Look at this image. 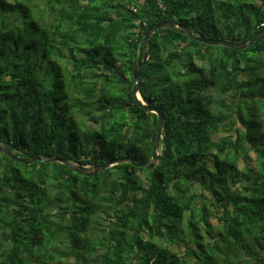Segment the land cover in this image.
<instances>
[{
    "label": "trees",
    "instance_id": "obj_1",
    "mask_svg": "<svg viewBox=\"0 0 264 264\" xmlns=\"http://www.w3.org/2000/svg\"><path fill=\"white\" fill-rule=\"evenodd\" d=\"M167 20L243 43L264 0H0V144L149 161L157 117L132 70ZM139 85L163 112L152 170L0 151V264H264V37L157 30Z\"/></svg>",
    "mask_w": 264,
    "mask_h": 264
},
{
    "label": "water",
    "instance_id": "obj_2",
    "mask_svg": "<svg viewBox=\"0 0 264 264\" xmlns=\"http://www.w3.org/2000/svg\"><path fill=\"white\" fill-rule=\"evenodd\" d=\"M161 29H171L175 32L182 33L186 36H188L191 39H194L200 43H204L207 45H222L225 47H229L235 50H243L246 47H249L252 43H254L257 40H260L264 37V29L256 33L254 36H252L248 41L243 42V43H231L227 41H222V40H217V39H209V38H204L203 36L200 35H193L191 30L186 27L184 24H180L171 20L164 21L162 23H158L153 27H150L146 34H145V44H146V50L143 52L141 61L136 64V66L132 70V77L134 81V85L132 88V96L134 101L137 103L138 106L141 108L147 110L148 112L154 113L157 117V124H156V136H155V141L153 144V149L151 153V158L149 161L146 162H138L133 160L132 158L125 157V158H119V159H113L110 160L102 165H95V166H87V165H82V164H77L73 163L70 161H67L62 158H51V159H44L39 155H35L32 157H20L19 155L13 153L10 149L3 147L0 144V151L5 153L9 158H11L14 161L21 162L25 165H29L30 163L34 161H58L62 164H66L69 166L73 171L86 175V176H93L99 171H103L111 166H114L116 164H119L121 162H128L136 167H147L150 170H152L156 164L157 161H159L163 155V151H160V153L157 151L159 147V142L161 139V132L164 131L165 126L163 124V112L162 109L159 107H154L152 105L146 104L141 97L139 96V79H140V71L142 66L146 63L148 56H149V51H150V38L154 32L157 30ZM139 48L137 50V54L139 53ZM163 142L165 140V136H162Z\"/></svg>",
    "mask_w": 264,
    "mask_h": 264
},
{
    "label": "rangeland",
    "instance_id": "obj_3",
    "mask_svg": "<svg viewBox=\"0 0 264 264\" xmlns=\"http://www.w3.org/2000/svg\"><path fill=\"white\" fill-rule=\"evenodd\" d=\"M223 133L222 132H219L218 136L219 135H222ZM158 151L160 153V145H159V148H158ZM240 167H242V165L240 164ZM212 224L215 225L216 224V221L215 220H211Z\"/></svg>",
    "mask_w": 264,
    "mask_h": 264
},
{
    "label": "clouds",
    "instance_id": "obj_4",
    "mask_svg": "<svg viewBox=\"0 0 264 264\" xmlns=\"http://www.w3.org/2000/svg\"><path fill=\"white\" fill-rule=\"evenodd\" d=\"M159 148V147H158ZM158 151V150H157ZM159 152V151H158Z\"/></svg>",
    "mask_w": 264,
    "mask_h": 264
},
{
    "label": "crops",
    "instance_id": "obj_5",
    "mask_svg": "<svg viewBox=\"0 0 264 264\" xmlns=\"http://www.w3.org/2000/svg\"><path fill=\"white\" fill-rule=\"evenodd\" d=\"M140 96V95H139Z\"/></svg>",
    "mask_w": 264,
    "mask_h": 264
}]
</instances>
